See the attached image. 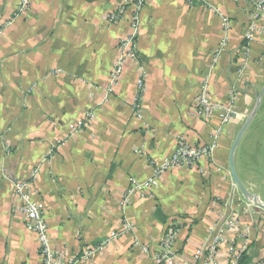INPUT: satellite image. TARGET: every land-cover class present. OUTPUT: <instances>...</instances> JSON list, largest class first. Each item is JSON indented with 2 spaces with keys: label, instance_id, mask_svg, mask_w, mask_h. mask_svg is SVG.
Here are the masks:
<instances>
[{
  "label": "crops",
  "instance_id": "1",
  "mask_svg": "<svg viewBox=\"0 0 264 264\" xmlns=\"http://www.w3.org/2000/svg\"><path fill=\"white\" fill-rule=\"evenodd\" d=\"M20 1L0 0V25L12 22L0 35V264H40L35 236L13 192V184L27 180L33 169H38L29 182L33 199L44 213L51 248L66 264H157L171 230L177 232L176 258L190 261L209 229L219 230L229 213L240 211L237 226L223 233L216 264H229L232 249L245 252L247 264H264V236L253 230L248 239L243 235L245 200L229 192L230 149L264 87V18L256 23L260 30L248 45V58L244 54L248 0H147L135 39L140 61H125L114 87L109 74L120 40L130 33L132 5L31 0L28 11L14 17ZM122 5L119 20L110 22ZM224 37L225 49L214 62ZM140 68L144 90L136 99ZM203 77L212 102L232 98L238 112L224 127L213 158L164 174L157 187L134 193L123 206L127 188L145 181L150 163L170 155L175 140L205 141L209 126L217 124L216 114L208 125L195 116ZM263 109L264 94L236 162L247 154L244 147ZM87 113L91 121L72 132ZM236 162L245 187L242 170L248 164ZM126 222L132 230H125ZM113 233L119 236L80 260L84 250L99 247Z\"/></svg>",
  "mask_w": 264,
  "mask_h": 264
},
{
  "label": "built area",
  "instance_id": "2",
  "mask_svg": "<svg viewBox=\"0 0 264 264\" xmlns=\"http://www.w3.org/2000/svg\"><path fill=\"white\" fill-rule=\"evenodd\" d=\"M30 1L31 0H21L13 16L17 17L18 15L27 12L31 3ZM146 1L147 0L123 1V5L125 4L133 6V12L129 20L130 33L120 40L119 57L111 68L109 74L110 87L117 85L122 73V65L125 61H133L135 63L140 61V56L136 50L135 39L139 29V12ZM248 2L251 7L250 26L243 38L247 43L244 49V54L247 58L249 51L248 45L253 41V34L254 32L260 30L256 23L260 19L264 18V0H248ZM123 5L119 7L116 13H111L109 15L108 18L110 22H116L119 20L123 12ZM220 18L222 21V28H224V31H228L229 24L227 19L224 16H221ZM11 23V21H5L0 25V35L2 34V31ZM226 42L227 38L225 37L219 41L216 49L214 50V62L217 61L218 57L225 49ZM243 69L244 66H241L239 72L242 73ZM136 89V99H139L144 90V71L141 68L136 81ZM134 111L136 118L141 120L142 113L140 108L134 107ZM214 114L217 116V124L209 126L208 137L205 139V141H200L197 144H191L187 141H184L183 139L175 140L174 149L170 155L160 162L150 163V166L152 167L151 175L141 183L132 182L127 188L125 199L122 202L123 206L129 202L131 196L134 193H144L145 191L157 187L164 174L177 168H194L203 162V160H211L213 158V155L218 148L219 139L222 135L224 127L228 125L233 118L237 117L238 112L234 108L232 98L223 104L212 102L210 98L209 81L207 77H203L198 85L195 116L203 123L208 125L209 122L212 121ZM92 117V113H87L83 117L82 121L78 123V126L72 129V132L78 131V128L82 127V125L85 123L90 122ZM217 172H220L219 169H217ZM37 173L38 169H33L30 171L27 180L15 182L13 184V192L20 201L21 205L19 210L23 215L25 227L35 236L37 250L41 260L40 264H66L64 262V255L61 252H56L51 248L48 236L49 227L45 220L44 213L39 203L33 199L31 183L29 182L37 178ZM233 187H235V184L232 186V188ZM253 205L256 206L257 210L254 209ZM244 213L247 216L248 224L244 227L243 235H245V237L248 239L252 235V232L256 231L260 232L264 236V208L252 202L251 205L246 204L244 206ZM227 218L223 227L220 226L218 228L219 230L216 231L214 227L209 229V237L192 252L190 261L183 260L180 262V259L178 257L176 258V255L172 251V246L176 240L177 232L171 230L163 238L162 251L159 255L155 256L156 263L171 264L175 261H179L180 264H216L215 257L218 248L224 242V231H228L232 227L237 226L236 222H238V220H236L237 217L235 212L229 213ZM123 226L126 231H130L133 228L128 222H126ZM251 230L253 231L251 232ZM118 236V234L113 233L111 234V237L105 240V242L99 245V247L84 250L80 260L86 261L90 259L96 251L102 250L103 247H105L106 244L110 242V240L115 239ZM134 245L137 246L138 244L135 242ZM240 254V250H230L229 264H237Z\"/></svg>",
  "mask_w": 264,
  "mask_h": 264
},
{
  "label": "rangeland",
  "instance_id": "3",
  "mask_svg": "<svg viewBox=\"0 0 264 264\" xmlns=\"http://www.w3.org/2000/svg\"><path fill=\"white\" fill-rule=\"evenodd\" d=\"M258 94L259 93L256 94V97ZM251 133L252 134L248 136V143L244 147L248 150L246 152L247 154L240 155L239 159H237V162L239 164V162L241 163L242 160L246 162L245 164H248L247 165L248 168L243 169L242 172L245 171V177H246L244 178L246 184L244 188L246 190L247 195L252 196V198L245 197L238 190L236 186L231 188V190L229 191L233 194L236 193L237 197L242 198V201L245 200L244 206L246 204L251 205L252 202H254L255 204L257 202L259 205H264V170L260 169V168H264L263 167L264 166V109L262 110L261 114L258 116L255 123L253 124ZM258 154H260V156ZM235 162H236V158H234V165ZM233 185L234 184L232 183V186ZM253 198L255 199V201H253ZM235 204H236V199H235ZM235 204L233 203V206ZM253 207L254 209H256V206L253 205ZM240 212H236V213L238 214Z\"/></svg>",
  "mask_w": 264,
  "mask_h": 264
},
{
  "label": "water",
  "instance_id": "4",
  "mask_svg": "<svg viewBox=\"0 0 264 264\" xmlns=\"http://www.w3.org/2000/svg\"><path fill=\"white\" fill-rule=\"evenodd\" d=\"M263 94H264V87L259 92V94L257 95L256 100H255V105H254L251 113L249 114V116L246 118V120L242 124L240 130L238 131V133H237V135L235 137V140H234V142L232 144V147L230 149V153H229V168H230V173H231V177H232L233 183L238 188V190L245 197H248V198H252V196H248L247 195L245 188L243 187L240 179L237 176V173H236V170H235V165H234V158H235V153H236V150L238 148V145H239V143H240V141H241L246 129L248 128V126L250 125V123L252 122V120L254 119V117L256 116V114H257V112L259 110V107L261 105V101H262V98H263ZM253 201H255L254 198H253ZM256 204H258V203L256 202ZM259 206H262L264 208V205H259Z\"/></svg>",
  "mask_w": 264,
  "mask_h": 264
},
{
  "label": "trees",
  "instance_id": "5",
  "mask_svg": "<svg viewBox=\"0 0 264 264\" xmlns=\"http://www.w3.org/2000/svg\"><path fill=\"white\" fill-rule=\"evenodd\" d=\"M246 255L247 254L245 252H242L240 254V257H239L238 261H237V264H247L248 258H247Z\"/></svg>",
  "mask_w": 264,
  "mask_h": 264
}]
</instances>
